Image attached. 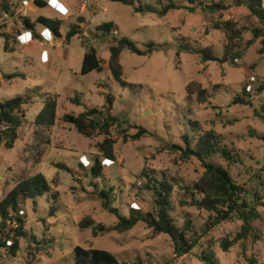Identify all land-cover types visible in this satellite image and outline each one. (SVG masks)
I'll return each mask as SVG.
<instances>
[{
  "label": "rangeland",
  "instance_id": "1",
  "mask_svg": "<svg viewBox=\"0 0 264 264\" xmlns=\"http://www.w3.org/2000/svg\"><path fill=\"white\" fill-rule=\"evenodd\" d=\"M10 1L0 0V8L6 5L0 11V102L19 95L31 96V101L22 106V125L12 147L0 141V202L17 184L37 174L46 177L51 190L22 200L25 235L18 237L9 227L5 229L17 238L19 248L14 254L0 243V264H74L77 245L109 250L129 264H205L200 256L208 248L215 252L218 264H264V23L246 6L236 5V0H198L195 4L178 0L181 8L165 16L134 9V5L161 9L160 0H130L134 5L117 0H62L57 9L31 5L26 14L17 13ZM211 3L227 7L211 13L204 7ZM38 15L63 19L62 37L25 42V31L15 42L12 32L19 24L24 28L25 17L37 21ZM227 20L240 30L233 42L225 29L216 27ZM106 21L114 23V31L96 38L93 31ZM76 24L81 25V33L66 42L67 33ZM37 27L40 33L48 29L41 23ZM7 37L10 41L5 49ZM121 37L142 49L150 41L162 47L151 55L123 50L125 85L114 78L108 64L102 71L81 73L90 46L108 61L110 44ZM203 50L218 60L203 61ZM252 76L257 81L248 90ZM189 84H195L192 92L187 90ZM198 85L208 91L205 102L197 94ZM244 89L251 104L234 105L232 100L243 96ZM54 96L58 100L55 123L38 125L36 116L45 100ZM90 108L118 121H109V131L84 135L66 115L78 116ZM139 127L149 133L133 140ZM206 131L221 135L220 147L230 150L236 159L229 161L216 153L208 160L230 169L244 189L243 198L260 212L253 223L260 237L238 241L229 251L222 248L221 241L233 240L242 220L235 217L203 233L213 213L192 205L186 190L205 168L201 160L183 153L188 145L185 136L195 148ZM106 138L114 143L115 162L104 160ZM83 155L85 163H90L87 166L81 164ZM97 157L103 158L104 164L98 177L91 173ZM150 178H165L174 186L170 215L179 228L190 220L200 238L190 253L176 255L170 235L156 233L143 220L123 233L112 230L97 232V236L92 227L79 226L85 216L93 218L95 225L111 227L118 222L103 206L102 190L110 192L112 207L121 213L129 214L133 208L153 211L155 196L146 187ZM52 193H58L57 197ZM1 226L0 219V240L4 242ZM8 226L17 229L15 223ZM193 231H187L188 235Z\"/></svg>",
  "mask_w": 264,
  "mask_h": 264
},
{
  "label": "trees",
  "instance_id": "2",
  "mask_svg": "<svg viewBox=\"0 0 264 264\" xmlns=\"http://www.w3.org/2000/svg\"><path fill=\"white\" fill-rule=\"evenodd\" d=\"M128 5H134L130 0H117ZM160 0L162 8H156L152 5H139L135 6V11L138 13L153 12L160 16H165L169 11L174 9H180L181 6L177 2L178 0H166L167 3ZM198 0H190L191 3L195 4ZM37 5L41 7L46 6L44 0H36ZM236 5L246 6L250 13L256 16L261 23H264V0H236ZM6 5H3L5 9ZM204 7L211 13H215L218 10L226 9L227 6L220 3H211L204 5ZM7 9V8H6ZM195 8H191L194 11ZM82 22V21H81ZM41 23L45 27L49 28L54 36L62 37V26L64 20L60 18H50L41 15L37 21H32L28 17L24 18V28L31 32L33 39H38L41 33L38 35L36 28L37 24ZM217 28H223L227 31L228 38L233 42L240 36V30L236 28V24L232 20L219 21L216 25ZM114 31V23L112 21H106L97 26L93 31V35L97 38L104 35L103 37L111 34ZM257 31V32H256ZM259 30H255V35H259ZM81 33V25H72L67 36L66 42H69L72 37ZM22 35V33L20 34ZM43 39V38H42ZM9 39L6 38L5 49L8 48ZM264 45V40H263ZM162 47V44H157L154 41L147 43L146 48L142 49L138 44L127 38L121 37L119 39L114 38L110 44V56L108 61L103 57L99 56L97 51L93 47H89L85 52L81 73L83 75L89 74L93 71H102L108 64V69L111 71L114 78L125 85L126 82L123 80L124 70L121 63V54L124 49L128 48L138 55H151L153 52ZM264 49V47H263ZM202 53L203 61L218 60L213 54L207 50L200 51ZM2 70L0 68V87L2 85ZM15 76H17L15 74ZM195 85H188L187 90L192 92L190 89ZM197 94L202 102L207 100L208 91L197 86ZM264 88V87H263ZM243 96L236 95L232 100L234 105L251 104L249 99V93L244 89ZM110 99V98H109ZM111 100V99H110ZM31 101V96L24 97L19 95L5 102H0V141H5L6 145L12 147L13 141L17 138L19 127L22 125L23 111L22 106ZM57 97H49L45 100L44 106L40 113L36 116V123L38 125H53L56 121V112L58 107ZM67 121L73 123L80 133L87 136H92L97 130L109 131L112 126L109 121H118V118L114 116H105L104 111L98 108L86 109L78 116L73 114L66 115ZM109 133V132H108ZM149 133L144 127H139V131L132 136L133 140H139L145 134ZM220 137L212 131H206L204 135L200 136L198 144L193 148L188 136H185L188 145L184 149V154L189 158L196 157L203 163L205 171L200 179L195 182L192 186H187L191 199V204L202 209H206L213 213L212 218L204 226L203 233L209 232L217 224L231 220L235 217L242 220V226L240 231L236 234L233 240L227 238L222 239L221 246L225 251H229L230 247L238 241H245L247 238L252 237L258 239L260 235L255 234L253 223L259 218L260 212L255 205L248 203L242 196L244 189L239 185L233 177L230 169L223 165L217 164L214 161L208 160L209 157L214 156L216 153H221L229 161H236L232 156L230 150L227 148L220 147ZM8 139V140H7ZM105 147L103 148L104 158L110 159L113 162L116 160L115 152L113 149V141L110 138H106ZM57 167L71 171L70 168L63 164L57 163ZM104 169L103 158H96L92 167V175L98 177L102 174ZM43 184V186H41ZM149 190L154 193V210L151 212L143 213L140 209H130L129 214H124L119 211L118 208L112 207L110 192L102 190L100 195L103 199V206L108 209L111 213L118 217V222L111 227L104 225H95V221L90 216H85L79 223L81 228L93 229V234L98 235L97 232H108L118 231L125 232L132 229L139 221L143 220L149 227L153 228L156 233H166L170 235L174 242L175 253L178 256L188 254L192 249L199 243L200 238L193 231L192 223L190 220L186 221V226L179 228L174 223L173 218L170 215L172 193L174 186L165 178L162 180L149 179V183L146 186ZM38 191V193L35 192ZM51 190L46 177L43 174H37L31 179L23 181L17 184L0 202V219L2 221L1 234L4 235V242L0 240V243L4 246H8L14 254H17L19 244L17 238L11 236L5 231L9 229L16 232L19 236L25 235L24 222L25 217L21 214L22 200L26 198L34 197L42 194V191ZM36 193V194H35ZM53 197H57L58 193H52ZM8 223L17 224V229L13 230ZM187 231H190L192 235H188ZM203 235V234H202ZM9 239L13 240L10 245L7 244ZM75 262L74 264H129L125 261H121L117 256L109 250L101 248H85L77 245L74 248ZM200 259L205 264H218L216 260L215 252L208 248L205 250ZM253 263H256L252 260Z\"/></svg>",
  "mask_w": 264,
  "mask_h": 264
},
{
  "label": "built area",
  "instance_id": "3",
  "mask_svg": "<svg viewBox=\"0 0 264 264\" xmlns=\"http://www.w3.org/2000/svg\"><path fill=\"white\" fill-rule=\"evenodd\" d=\"M44 1L46 2V5H47V6H49L50 8H53V9H57V8H59V7L61 6V4H62L61 0H44ZM21 4H22V7L24 8V10H21L19 13H22V14L24 13V14H26L27 8H29V6L34 5V4H37V3H36V0H21ZM89 21H90L91 23H93L92 19L89 20ZM90 22H89V23H90ZM89 25H90V24H89ZM41 35H42V38H44V39H48V40L51 41L52 36H53L54 34H53V32L48 28L47 31L41 33ZM20 36H21V35H20ZM32 40H33V36H31V38H26V39H25V42L32 41ZM236 61H239V60L236 59ZM256 81H257V77H256V76H252V77L250 78V81H249V83H248V85H247L248 90H251V89H252L253 84H254ZM85 158H86L85 155L81 156V157H80V161H81V164H82V165L87 166V165H89L90 163H87V164H86V163H85V160H84ZM104 160H105L107 163L110 162L108 159H104ZM133 204H136V203H133ZM16 226H17V224H16ZM8 241H9V243H13V240H12V239H9Z\"/></svg>",
  "mask_w": 264,
  "mask_h": 264
},
{
  "label": "crops",
  "instance_id": "4",
  "mask_svg": "<svg viewBox=\"0 0 264 264\" xmlns=\"http://www.w3.org/2000/svg\"><path fill=\"white\" fill-rule=\"evenodd\" d=\"M14 2H16L15 5H14ZM61 2H62V0H61ZM10 4L12 5V8H13L15 11L18 10L17 13H19L21 10H24V8L22 7V4H21V0H11V1H10ZM36 6H38V5H37V4H34V5L32 6V8H33V7H36ZM46 6H47V5H46ZM7 14H8V12L5 10V11H4V15H7ZM40 16H41V15H38V16H37V19H38ZM29 19L32 20V21H35L32 17H30ZM0 20H2V17H0ZM18 23H21V22L18 21ZM25 31H27L25 37H26V38H31V36H32L31 32L28 31V29L21 28V26H20V24H19V29H17L15 32H12V36H13L14 41L17 42V41H18L17 38L20 36L21 33L25 32ZM36 31H37L38 35H40V30H38V27L36 28ZM62 35H63V34H62ZM38 39H42V37L40 36ZM33 40H35V39H33Z\"/></svg>",
  "mask_w": 264,
  "mask_h": 264
},
{
  "label": "clouds",
  "instance_id": "5",
  "mask_svg": "<svg viewBox=\"0 0 264 264\" xmlns=\"http://www.w3.org/2000/svg\"><path fill=\"white\" fill-rule=\"evenodd\" d=\"M109 161H112V160H110V159H108ZM106 162V161H105Z\"/></svg>",
  "mask_w": 264,
  "mask_h": 264
}]
</instances>
